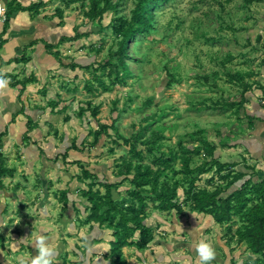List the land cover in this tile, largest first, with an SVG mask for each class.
Instances as JSON below:
<instances>
[{
	"label": "rangeland",
	"instance_id": "374dc122",
	"mask_svg": "<svg viewBox=\"0 0 264 264\" xmlns=\"http://www.w3.org/2000/svg\"><path fill=\"white\" fill-rule=\"evenodd\" d=\"M20 1L24 2V0ZM57 5V1L51 4L48 8L50 13H54V6ZM132 7V1H124L119 10L122 15L128 16ZM87 11L88 4L79 3L66 9L64 15L65 23L70 21L75 25H73L74 27L79 28L80 33L90 34L88 38L79 42L62 46V58L70 62L71 60L67 59L74 56L79 60L78 64L83 67L90 66L95 61L99 63L104 60L109 49L113 46L109 23L114 17V13L106 14L101 22L96 21L89 24L84 17V12ZM156 15V31L146 41L130 45L129 52L135 60L130 63L133 77L128 79L125 84L112 87L110 92L100 91L98 94L90 95L84 90L83 79H91V72L78 70L75 73H70L71 77L77 75L80 79L77 85L79 89L76 92L78 101H74L76 107L83 102L92 101L95 106L100 107L101 113L98 116L100 123L108 125L115 123L118 133L126 137L138 134L142 132V128L149 127L141 140L149 139L154 134L161 135L163 139L159 144L162 145L163 152H167L168 148H175L179 141L184 140L186 134L200 129L206 130L204 135L210 141L213 140L210 133L215 129L222 130L224 135H228L229 130L236 131L237 135L233 141L239 145L248 141L250 136L248 128L251 113V109L248 108V104H251L250 96L246 95L248 103L240 112L241 120L235 115V109L225 107L221 101L225 99V102L233 103V101L239 100L241 95V86L235 80L230 81L227 72H254L255 76L250 81H259L258 77L264 61V53L259 51L264 45V2L245 6L243 0H171ZM219 37L225 38L218 41ZM258 37H262V42H257ZM212 38L216 40H210ZM99 50L100 52H98ZM229 54L234 57V60L224 68L221 62L225 61ZM244 54L245 56H243ZM214 73L217 76H214ZM202 76H208L210 83L205 84L200 79ZM168 83H171L170 86ZM213 83L217 85L215 90L211 88ZM261 85L264 88V82ZM63 94L64 92H62ZM252 94L257 96L253 99L256 101L253 102L255 106L259 100L264 101V94L257 88ZM149 101L152 102L149 103ZM219 102L221 104L217 106L216 103ZM75 111L76 109L70 108L67 113V117L74 118L70 120L71 122H66L67 117L62 116V119L64 118L62 149L70 147L75 141L79 158L82 159L80 161L82 166L89 168L92 172L101 173L103 171L113 179L111 169L115 170L116 167L113 161L117 159L116 161L120 163L124 156L129 157L127 155L128 148L125 146L117 148L111 139L103 137L97 147L93 149L94 152L87 155L90 149H86L85 146H88L92 139L86 140L85 128L87 126H83V122L78 119ZM90 125L96 128L95 121ZM196 144L198 143L186 138L185 145ZM111 149H114V153H110ZM103 150L105 154H102ZM250 155V151H246L244 146L217 152L222 163L239 164L237 170L246 174L244 181L264 178V155L258 159H254ZM89 158L94 161L90 162ZM11 159L16 160L14 155H11ZM19 159L21 162L22 159ZM19 162L16 165L20 167ZM95 163H97V167L101 168L97 169L91 166ZM202 163L203 158L193 157L191 167L196 168ZM174 167L178 170L181 169L180 161L176 162ZM247 167L255 168L248 170ZM75 173L81 174L79 165H76L67 177ZM212 174L205 175L199 187L206 186L208 189H212L206 184V180ZM16 177L20 180L23 178L18 175ZM67 177L65 175L63 178ZM182 178L184 177L178 176L175 180ZM215 179L218 180V177ZM5 180L6 187L7 181ZM244 181L237 183L233 189H237ZM15 183L17 182L9 183L4 194L0 195V234L3 237L6 232L14 231L19 223L24 222L20 218V214L17 213L30 207V199H34V195H32L34 190H31L29 196H26L29 201L21 200L22 192ZM11 185H14V188ZM120 189H122L121 192L114 191L116 201L125 200L122 195L125 187ZM183 193L184 190L180 188L181 198ZM29 209L30 215L31 213L34 215L31 207ZM148 213L151 217L150 224L156 229L155 243L153 242L139 254L133 253L132 250L126 252L129 264H134L135 261H138L139 264H158L156 260L160 255L163 260L170 259L172 261L170 264H183L181 255L187 257L192 255L191 251L186 250L183 245L193 244L194 240L205 241L215 249L214 261L217 262L216 264H231L232 259L235 264H243L250 256L246 244L237 245L236 241L232 242L231 246L227 244V229L231 227L235 232L238 224L232 225L231 223L221 227L216 225L211 217L192 213L188 208H184L185 217L183 219L175 212H159L152 206L148 209ZM191 218L192 222L196 221L195 225H189V228L192 229L191 233L189 234L187 231L179 233L177 229L180 224H176L177 220L179 219L180 223H186ZM41 224L38 222V226H42ZM164 227L170 228L172 232L163 229ZM17 233H19L18 230ZM160 242L173 245V258H170L168 247L158 245ZM30 255L31 257L35 256L33 253ZM140 255L141 258L134 259Z\"/></svg>",
	"mask_w": 264,
	"mask_h": 264
},
{
	"label": "trees",
	"instance_id": "16d2710c",
	"mask_svg": "<svg viewBox=\"0 0 264 264\" xmlns=\"http://www.w3.org/2000/svg\"><path fill=\"white\" fill-rule=\"evenodd\" d=\"M58 2L51 19L57 18L58 25L64 26L65 10L75 4H88V11L84 12V17L89 24L96 21L101 22L109 12L114 13V17L109 23L113 39V46L109 49L107 57L101 62H93L90 66H81L72 60L65 65L62 58L64 70L76 72L78 70L91 72V79H83L84 90L90 94H98L100 91L110 92L112 87L125 84L133 76L131 74L130 63L135 61L129 52L130 45L136 42L146 41L156 31L157 12L167 6L171 0H52L48 2L39 1L29 7H23L12 1L8 4L6 12V22L4 23L3 34L9 27L11 16L16 11H28L32 17L36 18L41 14V9L48 4ZM124 1H132V9L128 16L122 15L119 7ZM230 1V0H228ZM245 6L254 3H262L264 0H243ZM72 36H63L57 45L45 44L47 52L56 59L61 60L59 48L65 44L79 42L90 36L89 33H80L79 28L73 29ZM225 37H219L221 41ZM215 41L216 39H210ZM2 41V40H1ZM258 43L262 42V37H258ZM250 45L251 42L249 41ZM1 45V44H0ZM257 49V47H255ZM264 53V45L259 49ZM100 52V50L98 51ZM245 56V54L243 55ZM21 59L24 60V57ZM234 57L229 54L226 60L221 62L222 67L233 62ZM264 65V61L262 63ZM261 65V66H262ZM230 81H237L241 86L240 101L237 99L233 103L224 101L225 107L235 109V115L239 120L240 112L248 103L246 95L251 96L253 91L259 87L258 81H250L255 76L254 72L236 73L227 72ZM214 76H217L214 73ZM205 84L210 83L208 76L200 77ZM74 81H79L76 76ZM24 86L30 80L19 81ZM171 83H168L170 86ZM217 89L216 83L211 86ZM75 91V90H74ZM152 101H149L151 103ZM221 102L216 103L217 106ZM225 102V103H224ZM67 109L63 108L62 112ZM83 126H87L86 140H92L85 146L86 149L93 150L103 137L112 140L117 148L123 146L128 148V156H124L116 165L112 172L113 181L109 182L91 173L83 167L80 161L69 163L68 153L78 151L75 141L70 147L65 148L62 155L65 166L72 167L79 165L81 174L77 179L84 189L81 196L86 200L84 211L86 217L80 222L90 225L91 229L107 228L111 231L113 241L109 257L111 264H128L123 253V249L133 248L137 251L146 250L155 240V227L150 224V214L148 209H153L163 213L175 212L178 216L184 215V208L191 212L209 216L212 221L219 226H227L232 223L238 224L235 232L229 227L227 229V244L236 241L237 245L246 244L249 258L243 264H264V178L256 180H245L246 174L237 170L238 163H222L217 156L219 150L236 149L239 146L233 139L237 135L229 130L228 135L223 131L215 129L210 133L213 140H209L204 134L206 130L200 129L190 134H186L184 140L177 143L175 148H168L167 152L162 151L161 135L154 134L153 137L141 140L149 127L142 128L140 133L132 134L130 137L120 135L115 123L112 125L100 123V107L95 106L92 101L80 104L75 111ZM76 116V115H75ZM71 117H67L70 121ZM95 121L96 128L90 124ZM225 127V126H224ZM240 127V126H239ZM36 128L33 122L28 123V133ZM249 130H252V121L249 118ZM239 130V129H237ZM186 138L197 142L196 145H185ZM3 135H0V192L5 190L4 180L14 178L15 170L8 167V159L3 153ZM26 142H31L28 136ZM142 147V149H140ZM114 153V149L110 150ZM193 157L203 158V163L192 168ZM180 161L182 168L176 169L175 163ZM247 167L248 170H254ZM206 180L207 186L199 187L205 175L211 174ZM218 177V180L215 178ZM178 176H183L181 180H175ZM244 181L237 189L233 187ZM127 185V186H126ZM125 187V200L116 201L114 191H119ZM184 190L183 197L179 195V189ZM0 193V195H2ZM68 191L62 192V201L68 205ZM237 218V220H235ZM1 220V219H0ZM4 237L0 234V246L3 245ZM235 261L232 259V263Z\"/></svg>",
	"mask_w": 264,
	"mask_h": 264
},
{
	"label": "crops",
	"instance_id": "0c3cea01",
	"mask_svg": "<svg viewBox=\"0 0 264 264\" xmlns=\"http://www.w3.org/2000/svg\"><path fill=\"white\" fill-rule=\"evenodd\" d=\"M12 1H16L23 7H29L33 3L50 0H24V2L0 0V8L7 9ZM50 6L51 4H48L41 9V14L36 18L32 17L28 11L14 12L5 34H3L4 24H0V79L7 81L6 84L0 85V135H3V153L9 159L8 167L16 171L14 178H6V187L11 182H17L15 184L23 196H20V199L26 201H29L26 196L34 190L32 193L34 199H30V207L34 215L28 212L30 207L17 213L24 222L19 223L14 231L5 233L6 238L4 236L3 245L0 246V264H31L30 253L37 255L34 243L41 235L48 240L50 247L55 251L53 264H111L109 257L113 241L111 231L105 227L91 229L90 225L80 222L86 217L84 211L86 200L81 196L84 186L77 179L80 173L67 177L76 165L65 166L62 161V155L66 152L65 148L62 149V122L70 108L77 110L79 106L78 104L76 107L75 103L78 101L76 92H78L79 83L73 80L77 75L71 77L70 73L73 72L64 70L62 67V46L58 50L61 60H58L47 52L45 44L57 45L63 36H72L73 29L76 27L70 21L63 27L59 26L57 18L51 19L54 13H50L48 9ZM22 57L24 60L21 59ZM67 60L71 61L64 60L65 65L70 64L72 60L77 64L79 62L74 56ZM27 79L30 82L25 86L19 82ZM258 80L257 89L264 94V88L261 87L264 82V65ZM62 92H64L63 95ZM256 97L251 94L249 99L252 130L249 131L248 141L242 144L246 151H250V156L254 159L264 155V101L259 100L255 106L253 102L256 101L253 99ZM63 108L67 111L62 112ZM71 119L74 118L71 117ZM30 121L36 125V128L28 133ZM26 136L31 142H26ZM13 149L15 150L12 151ZM91 151H88L87 155L94 152V150ZM101 152L105 154L104 150ZM11 155H14L17 161L12 160ZM19 158L22 159L21 162ZM67 160L71 163L82 161L79 158V151H70ZM89 161L94 160L89 158ZM18 162L20 167L16 165ZM96 164L91 166L101 168ZM88 170L106 181H113L103 171L98 173L92 172L89 168ZM111 170L113 172V169ZM16 175L23 178L20 180ZM65 175L66 179L63 178ZM14 185H11L12 188ZM63 191H68L67 206L62 201ZM121 191L122 189L117 192ZM1 194L3 195L4 192ZM122 195L125 196L124 193ZM181 217L183 219L185 214ZM38 222L42 223V226H38ZM195 223L196 221L192 222V218L186 223H180L178 219L176 224L180 225L177 231L179 233L187 231L190 234L192 229L189 225H195ZM163 229L172 232L170 228ZM196 241L194 240L193 244L183 245L192 253L188 257L181 255L183 264H201L195 248ZM158 245L168 247L170 258H173L174 247L171 243L160 242ZM129 250L134 251L133 253H141L131 248H124L125 258ZM137 258H141V255L134 257V259ZM127 262L129 264L128 258ZM156 262L170 264L172 261L163 260L160 255ZM216 263L212 261V264ZM134 264L139 263L135 261Z\"/></svg>",
	"mask_w": 264,
	"mask_h": 264
},
{
	"label": "clouds",
	"instance_id": "9594fccd",
	"mask_svg": "<svg viewBox=\"0 0 264 264\" xmlns=\"http://www.w3.org/2000/svg\"><path fill=\"white\" fill-rule=\"evenodd\" d=\"M6 83L5 79H0V85ZM34 247L37 255L32 257L31 264H53L55 251L43 235L37 237ZM195 248L201 264H212L216 257V251L209 243L198 240Z\"/></svg>",
	"mask_w": 264,
	"mask_h": 264
},
{
	"label": "built area",
	"instance_id": "2783aa9c",
	"mask_svg": "<svg viewBox=\"0 0 264 264\" xmlns=\"http://www.w3.org/2000/svg\"><path fill=\"white\" fill-rule=\"evenodd\" d=\"M6 12L7 9L5 7L0 8V24H4L6 22Z\"/></svg>",
	"mask_w": 264,
	"mask_h": 264
}]
</instances>
